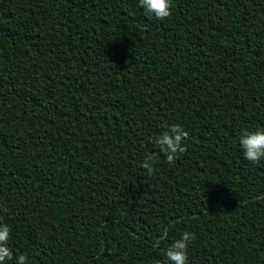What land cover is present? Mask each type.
Returning <instances> with one entry per match:
<instances>
[{
  "label": "trees",
  "instance_id": "obj_1",
  "mask_svg": "<svg viewBox=\"0 0 264 264\" xmlns=\"http://www.w3.org/2000/svg\"><path fill=\"white\" fill-rule=\"evenodd\" d=\"M179 124L171 164L151 137ZM264 0H0V222L27 264H264ZM155 159L148 176L140 163Z\"/></svg>",
  "mask_w": 264,
  "mask_h": 264
},
{
  "label": "clouds",
  "instance_id": "obj_2",
  "mask_svg": "<svg viewBox=\"0 0 264 264\" xmlns=\"http://www.w3.org/2000/svg\"><path fill=\"white\" fill-rule=\"evenodd\" d=\"M136 6L149 19L164 20L170 15L171 0H136ZM187 132L179 124L168 125L166 130L151 137V143L164 160L171 164L180 153L185 151L182 141ZM236 145L243 160L251 164L264 162V127L254 130L241 129L236 136ZM155 159L152 153H146L140 166L149 177L153 175ZM11 229L6 223L0 222V264L13 261V250L9 247ZM192 241V233L183 231L179 237L171 240L161 250L162 261L157 264H187L188 247ZM14 264H27V257L17 254Z\"/></svg>",
  "mask_w": 264,
  "mask_h": 264
}]
</instances>
